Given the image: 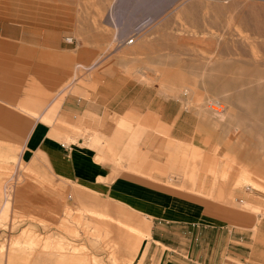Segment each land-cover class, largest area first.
I'll return each mask as SVG.
<instances>
[{
  "label": "rangeland",
  "instance_id": "1",
  "mask_svg": "<svg viewBox=\"0 0 264 264\" xmlns=\"http://www.w3.org/2000/svg\"><path fill=\"white\" fill-rule=\"evenodd\" d=\"M50 1L38 0V7L50 10ZM69 1L65 12L75 10L93 28H102L108 11H115L123 23L137 22L121 39L139 36L141 45L124 48L137 56L138 71L113 70L125 76L135 73L140 91L144 87L145 92L154 91L156 99L171 98L172 113L174 101L181 109L195 110L203 129L210 135L220 131L225 138L224 145L210 147L204 139L198 154L200 169L191 186L183 181L184 171L160 173L163 190L202 202L223 227L188 226L177 232L167 228L166 235L161 230L166 239L161 237L160 243L141 235L134 251L136 241L130 243L126 237L130 234L123 239L114 226L120 225L91 211L139 229L148 224L144 217L83 190L85 198L75 197L62 183L55 186L65 190L55 194L48 173L42 171L43 178L38 179V172L12 158L10 166L0 168V264H50L36 259L39 253L73 258L71 263L62 260L65 264H264V234L260 242L253 234L255 222L264 220V0H118L114 5L106 0ZM117 30L123 32L121 26ZM66 36L62 34L60 41ZM121 39L115 40L116 46ZM92 73L74 68L67 81ZM43 75L39 70L38 77L50 76ZM213 104L223 107L220 114L210 109ZM155 133L166 135L161 129ZM71 142L75 141H66ZM93 144L98 146L96 141ZM186 152L178 149L184 164L190 157ZM214 179L217 185L212 189ZM60 221L69 227L59 226ZM226 224L234 225V243L227 240ZM246 233L252 237L250 244Z\"/></svg>",
  "mask_w": 264,
  "mask_h": 264
},
{
  "label": "crops",
  "instance_id": "2",
  "mask_svg": "<svg viewBox=\"0 0 264 264\" xmlns=\"http://www.w3.org/2000/svg\"><path fill=\"white\" fill-rule=\"evenodd\" d=\"M106 2L114 5L118 0ZM67 3L70 1L51 0L50 10L44 12L38 0H0V168L10 166L12 158H16L38 172V179L43 178L42 171L48 173L54 180L51 187L56 189L55 194L65 190L55 186L62 183L75 197L85 198L80 192L83 190L89 196L119 203L138 213L148 222L144 229L91 211L120 225L114 226L121 237L129 238L130 243L136 241L134 251L141 235L160 243L167 228L177 232L188 226L223 227L218 216L208 214L202 202L163 190L160 173L184 171L183 181L191 186L200 169L198 154L204 139L210 147L224 145L225 138L220 131L210 135L203 129L195 110L181 109L174 101L172 113L171 98L156 99L155 92H145L144 87L140 91L135 73L125 76L113 70L133 67L138 71L137 56L115 45L116 39L127 37L126 32L137 27V22L133 25L131 19V23H123L115 11H108L100 23L102 28H93L75 10L69 12L68 8L65 12ZM120 26L123 32L117 30ZM64 33L72 43H64L63 38L60 41ZM74 68L94 73L71 77L68 82ZM39 70L43 76H50L38 77ZM159 129L166 135H156ZM81 132H85L84 136ZM67 139L75 142L66 143ZM180 148L190 153L186 165L179 158ZM130 149L131 154L127 153ZM171 177L176 182V176ZM215 185L216 179L212 189ZM38 195L44 194L38 190ZM61 224L60 221L59 226L69 227ZM253 232L260 242L263 219L255 222ZM101 233L98 232L102 236ZM225 234L228 242L234 243V225L226 224ZM246 237L252 243L250 234L246 233ZM110 241L120 247L115 240ZM35 258L50 264L71 263L73 259L42 253ZM64 259L68 260L63 262ZM249 259L258 262L252 256Z\"/></svg>",
  "mask_w": 264,
  "mask_h": 264
},
{
  "label": "bare ground",
  "instance_id": "3",
  "mask_svg": "<svg viewBox=\"0 0 264 264\" xmlns=\"http://www.w3.org/2000/svg\"><path fill=\"white\" fill-rule=\"evenodd\" d=\"M145 27H146V25H145ZM144 28H142V29H144ZM139 31H141V29ZM68 39H69V37H65L64 42L67 41ZM70 39H71V37H70ZM128 40H130V42H128ZM70 43H72V39H71ZM117 44H118L117 45L118 47H122L121 49H124L125 47H137V46L141 45L142 42L139 39V36H134V38L121 39L117 42ZM185 92H186V94L188 93L187 91H185ZM210 109L213 111L214 114H220L222 112L223 107L219 104H213V106H211Z\"/></svg>",
  "mask_w": 264,
  "mask_h": 264
},
{
  "label": "built area",
  "instance_id": "4",
  "mask_svg": "<svg viewBox=\"0 0 264 264\" xmlns=\"http://www.w3.org/2000/svg\"><path fill=\"white\" fill-rule=\"evenodd\" d=\"M71 39L69 37V39L67 41H65V43H70ZM128 42H130V40H128Z\"/></svg>",
  "mask_w": 264,
  "mask_h": 264
}]
</instances>
